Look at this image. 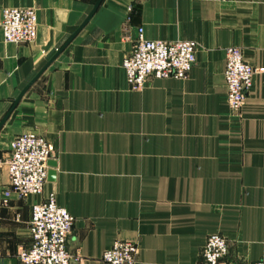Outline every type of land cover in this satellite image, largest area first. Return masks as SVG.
Masks as SVG:
<instances>
[{
  "label": "crops",
  "instance_id": "crops-1",
  "mask_svg": "<svg viewBox=\"0 0 264 264\" xmlns=\"http://www.w3.org/2000/svg\"><path fill=\"white\" fill-rule=\"evenodd\" d=\"M0 0V260L21 264L32 206L50 191L75 218L67 249L107 264L116 242H136L137 264H204L212 234L229 264L264 262V0ZM6 8H32L31 44H7ZM84 26V27H82ZM195 41L186 79L132 91L122 67L138 37ZM71 40V42H69ZM256 70L243 110L227 102L226 49ZM34 131L53 146L44 196L4 204L9 143ZM79 264V263H74Z\"/></svg>",
  "mask_w": 264,
  "mask_h": 264
},
{
  "label": "built area",
  "instance_id": "built-area-1",
  "mask_svg": "<svg viewBox=\"0 0 264 264\" xmlns=\"http://www.w3.org/2000/svg\"><path fill=\"white\" fill-rule=\"evenodd\" d=\"M226 1V0H225ZM1 30L7 44L33 43L38 33V15L32 8L3 10ZM195 41L148 40L143 29L138 30L135 46L125 56L122 67L132 91L142 92L150 79H186L197 62ZM256 70L244 58L240 47L226 49L225 80L230 110L240 113L253 85ZM54 157L53 146L34 131L16 136L9 143V154L1 163L9 177L4 192L7 204L12 194L19 198H42L48 184L49 162ZM75 218L58 204L55 191L32 206L29 222L31 245L20 250L21 264H74L83 260L67 249ZM139 246L136 242H116L103 253L107 264H137ZM204 264H229V241L221 234L210 235L202 247ZM0 264H2L0 260ZM243 264H264L245 261Z\"/></svg>",
  "mask_w": 264,
  "mask_h": 264
},
{
  "label": "water",
  "instance_id": "water-1",
  "mask_svg": "<svg viewBox=\"0 0 264 264\" xmlns=\"http://www.w3.org/2000/svg\"><path fill=\"white\" fill-rule=\"evenodd\" d=\"M102 2V0H99L93 10V12L90 14V16L88 17V19L86 20L84 26L86 25V23L90 20V18L92 17V15L95 13V11L97 10V8L99 7L100 3ZM82 26V27H84ZM71 42V40L69 41ZM48 67V66H47ZM46 67V68H47ZM42 70L35 78L34 80H32V82L26 87V89L23 91V93L21 94L20 98H18L16 100V102L14 103L13 107L10 109V111L7 113V115L3 118V120L0 122V130L2 129V127L5 125V123L7 122V120L9 119L10 115L12 114V112L14 111V109L17 107V105L19 104L20 100L22 99L21 97L28 91V89L35 83V81L41 76V74L45 71V69ZM56 162L54 161H50L49 162V174H48V182H55V178H56Z\"/></svg>",
  "mask_w": 264,
  "mask_h": 264
}]
</instances>
